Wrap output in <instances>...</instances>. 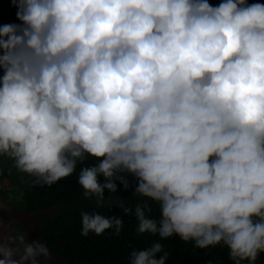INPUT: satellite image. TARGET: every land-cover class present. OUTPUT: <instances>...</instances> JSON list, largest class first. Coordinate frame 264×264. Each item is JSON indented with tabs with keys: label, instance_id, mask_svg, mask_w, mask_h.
<instances>
[{
	"label": "clouds",
	"instance_id": "1",
	"mask_svg": "<svg viewBox=\"0 0 264 264\" xmlns=\"http://www.w3.org/2000/svg\"><path fill=\"white\" fill-rule=\"evenodd\" d=\"M12 3L19 23L0 25V157L41 187L84 165L78 183L97 209L133 212L115 195L118 185L143 201L134 209L139 234L179 237L200 250L224 246L233 264H257L264 254V3ZM89 158L97 163L87 166ZM81 217L84 236L123 226L117 215ZM29 232L37 241L0 233V264L57 262ZM168 258L154 241L132 251L129 264Z\"/></svg>",
	"mask_w": 264,
	"mask_h": 264
},
{
	"label": "trees",
	"instance_id": "2",
	"mask_svg": "<svg viewBox=\"0 0 264 264\" xmlns=\"http://www.w3.org/2000/svg\"><path fill=\"white\" fill-rule=\"evenodd\" d=\"M220 0H209L216 6ZM250 2L264 3V0H250ZM17 8L12 0H0V25L18 24L16 17ZM97 161L89 158L87 166H91ZM76 172L52 186H39L34 183L32 177L20 173L14 167V161L7 157H0V199L3 200L12 214L22 215L29 220V230L37 236L38 241L44 244L51 257L61 264H129L130 253L147 249L154 241L160 242L164 250L169 253L166 264H233L230 259L229 250L224 246L210 247L207 250L195 248L191 243L185 244L179 237H172L167 240H160L158 236L149 234H139L137 232L138 221L134 215L137 203L142 200L133 195L130 188L125 191L119 187L115 194L124 199L126 207L133 209L131 214L124 212L113 205L111 208L80 210L77 205H86L87 199L84 197V190L78 183L80 167ZM100 183H104L103 177L99 178ZM131 185H135V180L129 177ZM21 195V200L16 201V197ZM106 199L111 194L106 192ZM13 196L12 200L9 197ZM95 202L94 199H88ZM60 204L74 205L72 211L54 213L53 208ZM151 218L159 220V207L149 202ZM98 212L105 217L118 216L123 220V226L119 233L114 229L106 230L101 235L89 233L82 235V212ZM21 216V217H22ZM33 218V221L31 222ZM246 264V262H245ZM257 264H264V254H262Z\"/></svg>",
	"mask_w": 264,
	"mask_h": 264
},
{
	"label": "rangeland",
	"instance_id": "3",
	"mask_svg": "<svg viewBox=\"0 0 264 264\" xmlns=\"http://www.w3.org/2000/svg\"><path fill=\"white\" fill-rule=\"evenodd\" d=\"M13 198V196L9 197V200L11 201ZM21 200V195L16 197V201H20ZM87 204L86 205H77L75 206V208H78L80 210H93V209H97L95 207V202L88 200L87 199ZM5 203L0 199V224L3 225V229L0 230V233H2L3 236L7 237V236H17L21 233H27V238H28V242H35L37 241L32 234L29 232V224L30 221L24 219V217L22 215L19 216H15L13 215L11 212H9V208L6 207L4 205ZM61 208L64 207L63 209H59V205L56 206L55 208L52 209V211L54 213H61V212H66V211H72L75 210L74 209V205H67V204H60ZM22 216V217H21ZM33 221V218L31 220V222ZM9 224H12L9 225ZM9 234V235H7ZM30 234V235H28ZM44 264H60L56 261H54L53 259H51L50 257L47 259L46 262H44Z\"/></svg>",
	"mask_w": 264,
	"mask_h": 264
}]
</instances>
